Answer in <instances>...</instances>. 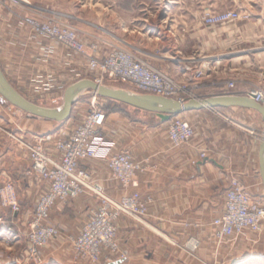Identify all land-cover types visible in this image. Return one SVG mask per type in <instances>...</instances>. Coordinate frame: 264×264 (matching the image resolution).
I'll return each instance as SVG.
<instances>
[{
    "label": "crops",
    "instance_id": "crops-1",
    "mask_svg": "<svg viewBox=\"0 0 264 264\" xmlns=\"http://www.w3.org/2000/svg\"><path fill=\"white\" fill-rule=\"evenodd\" d=\"M228 9L248 17L204 24L205 13ZM31 15L50 16L74 26L86 46L96 45L94 55L98 58L116 47L132 51L145 63L187 83L188 98L248 95L251 89L264 87V0H0V68L24 97L55 101L60 97V86L65 90L79 79H92L95 73L86 66V54L33 34L23 22ZM246 58L251 60L247 65L253 67L233 70L237 80L233 88L211 87L212 79L221 77L219 66L227 62L235 65ZM193 64L203 69L202 77H192ZM87 101L85 97L73 105L67 119L71 125L83 115ZM4 103L0 98V186L12 182L19 211L0 206V264H22L29 247L28 225L48 185L31 171L24 142L48 135L50 141L42 145L52 153L54 139L70 129L64 131L66 124L61 127L66 120L57 122L52 130L46 123L49 120L22 114ZM236 109L251 110L229 106L181 113L194 134L176 147L170 144L167 122L156 116L135 109L129 114L119 107L106 113L103 134L115 141V152L127 150L142 164L136 174V190L148 203L142 219L120 215L116 220L123 255L103 250L96 264H196L178 245L190 236L199 240V259L220 261L225 256V242L232 238L216 239L212 220L223 210L230 181L238 179L248 194L264 197L258 160L260 140L244 148L241 132L219 120L221 113ZM78 170L88 172L91 180L114 199L132 191L111 176L103 160L86 158L79 161ZM98 204L97 196L86 191L50 208L43 223L54 226L57 232L40 250L42 264H91L76 256L72 243ZM248 232L243 230L240 237ZM258 257L256 252L246 253L231 258L229 264H253Z\"/></svg>",
    "mask_w": 264,
    "mask_h": 264
},
{
    "label": "built area",
    "instance_id": "built-area-1",
    "mask_svg": "<svg viewBox=\"0 0 264 264\" xmlns=\"http://www.w3.org/2000/svg\"><path fill=\"white\" fill-rule=\"evenodd\" d=\"M22 2L26 3L25 0ZM239 18L238 11L228 9L207 12L202 20L206 25H213ZM23 22L37 36L53 40L74 53L86 54V66L89 71L97 74L92 78L97 83L117 82L142 93L186 99L181 96L188 90L184 83L177 82L168 74L145 63L126 48L116 47L104 57L98 58L94 55L96 45L91 43L86 46L78 37L76 28L66 22L50 16L40 18L33 15L25 16ZM226 86L231 89L234 83L229 82ZM249 94L255 101L264 102V87L253 88ZM102 103L101 98L89 95L83 115L73 121L66 135L54 139L52 153L42 145V142L50 141L48 135L30 143L24 142L31 171L48 185L47 190L39 196L28 225L29 247L27 260L22 264H42L40 250L57 232L54 226L44 224L43 221L56 202L77 198L86 191L99 199L98 206L90 211L72 243L78 258L94 264L100 260L103 250L110 254L120 253L116 227L120 215L137 220L146 215L148 201L136 190V174L142 170V164L134 161L127 150L114 151L115 141L103 134L106 113ZM193 134V127L180 114L169 119L167 135L173 146L185 144ZM200 157H205V154L201 153ZM86 158L105 161L111 176L123 187L132 188V191L118 200L107 195L101 185L91 180L88 172L78 170L79 161ZM0 204L12 212L19 211L12 183L0 186ZM223 205V210L212 220L217 237H230L245 229L255 232L264 220V198H252L238 179L230 181ZM197 244L195 238H190L184 244V249L190 253L197 248Z\"/></svg>",
    "mask_w": 264,
    "mask_h": 264
},
{
    "label": "water",
    "instance_id": "water-1",
    "mask_svg": "<svg viewBox=\"0 0 264 264\" xmlns=\"http://www.w3.org/2000/svg\"><path fill=\"white\" fill-rule=\"evenodd\" d=\"M85 95H95L99 98L116 101L148 115L156 116L161 122L168 121L174 115L203 108L238 106L258 112L263 124L258 160L264 192V102L255 101L250 94H216L202 98L175 99L97 83L90 78H82L71 83L64 90L59 105L47 107L24 97L12 86L0 68V98L10 108L18 109L33 117L60 123L65 122L70 117L73 105Z\"/></svg>",
    "mask_w": 264,
    "mask_h": 264
},
{
    "label": "rangeland",
    "instance_id": "rangeland-1",
    "mask_svg": "<svg viewBox=\"0 0 264 264\" xmlns=\"http://www.w3.org/2000/svg\"><path fill=\"white\" fill-rule=\"evenodd\" d=\"M236 11H238V10H236ZM238 13L240 15L239 19L248 17L247 14L241 13L240 11H238ZM239 19H236V20H239ZM236 20H232L230 22H233ZM239 60L240 61H237V63L235 65H230V62H227L224 66H219L217 71L220 72L221 77L217 78L216 80L212 79V83H214V84L211 87H215L216 89L217 88L219 89L222 86L227 85L229 82H233L235 84V82L237 80H236V77L233 73V70L239 69V68H244L245 70H247V69L249 70L253 67L251 65H247V64H250L251 60H249L247 58L246 59H239ZM190 61L193 62L195 60H190ZM187 69H189V68L187 67ZM201 70H203V69H199L198 66L195 67V64L190 66V72H192V77H195L196 79L200 78L204 75L203 71H201ZM93 75L97 76L96 73ZM94 76H92V77H94ZM175 80L177 82H179L177 79H175ZM197 82L198 83H197L196 87L199 86V81H197ZM103 83L114 86V87L128 88L127 85L122 84V83L110 82V81H105ZM185 85H186V87H188L187 83H185ZM59 92H60V97L55 101H51V99H48L45 101L41 98H40V100H37L36 98H32L33 100H31L27 97L26 98L31 100L32 102L37 103V104L42 105V106L55 107L61 103L62 96L64 93V89L63 90L60 89ZM189 94H190V91L187 90L186 92L182 93L181 96L184 98H188L190 96ZM85 97H88V95H85L80 99H84ZM103 100L104 101H102L103 102L102 106L104 108V111L106 110L105 113H109L110 111H112V109H114L116 107L121 108L124 112L129 113V114H134V112H135L132 107H128V106L122 105L118 102L111 101L108 99H103ZM4 104H6V103H4ZM6 106H9V105L6 104ZM227 113L228 114H222L221 113V115H219V120L226 122L231 127H233V126L236 127L237 130L239 132H241L243 147L245 148L247 146H250L252 144V142H254V140H255V145H256V140H257V142H258V140H260L262 128H263V124H262V120L260 118V115H258V113H256L255 111L247 110V109H238V110L236 109V110L227 111ZM22 114H25V113L22 112ZM223 117H225L226 119H223ZM157 121H158V119H156V122ZM168 121H165V122H167V126H168ZM46 123L50 124V127L52 130L54 129L56 124H58L56 121H52V120H49V122L46 121ZM65 124H66V127L63 128L64 131H65V129H70V127H71V122L68 120L65 123H63L61 125V127H63ZM3 131L8 132L7 130H4V129H3ZM66 132H67V130H66ZM8 133L10 134V132H8ZM173 147H176V146H173ZM202 153H204V152H202ZM8 182H10V181H6L4 183H8ZM10 183H12V182H10ZM242 185L244 186L243 183H242ZM251 197L253 198L254 196H251ZM254 198H256V197H254ZM258 198H264V197H258ZM0 206H1V204H0ZM4 208H6V207H4ZM213 235L218 240L225 238V237H217L215 233ZM240 235L241 234L239 233V234H235L233 236H230L232 238L231 242H225L226 243V253H225V256L220 259V261L216 260V259L215 260L214 259L207 260L204 258L205 261L202 260L201 258L199 259L197 257L198 256L197 253H198L199 240L195 236L188 237L182 244H178V245L190 257V260L194 259L196 261V264H229L231 258H234V257L236 258L237 256L239 257L240 255H244L246 253H251V252L252 253L256 252L259 255L258 259H256L258 261H255L253 264H264V220L262 221V224L257 231H255V232L249 231L247 234H245L244 236H241V237H240ZM190 238H195V240L198 242V244H197V248L194 251L188 253L184 249V244ZM119 255H121V253ZM85 260H87V259H85ZM197 262H199V263H197ZM91 264H94V263H91Z\"/></svg>",
    "mask_w": 264,
    "mask_h": 264
},
{
    "label": "trees",
    "instance_id": "trees-1",
    "mask_svg": "<svg viewBox=\"0 0 264 264\" xmlns=\"http://www.w3.org/2000/svg\"><path fill=\"white\" fill-rule=\"evenodd\" d=\"M112 101V100H111ZM116 102V101H115Z\"/></svg>",
    "mask_w": 264,
    "mask_h": 264
}]
</instances>
